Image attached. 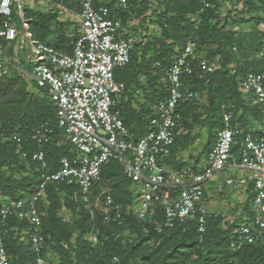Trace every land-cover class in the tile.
Listing matches in <instances>:
<instances>
[{"label":"trees","instance_id":"obj_1","mask_svg":"<svg viewBox=\"0 0 264 264\" xmlns=\"http://www.w3.org/2000/svg\"><path fill=\"white\" fill-rule=\"evenodd\" d=\"M55 2L79 14L78 0ZM150 2L130 0L127 10L114 13V17L126 30L122 37L130 44L129 60L123 68L114 71V78L125 85L124 99L119 110L134 139H139L146 131L147 119L152 115L150 106L166 96L165 73L187 44H191L196 52L202 53L215 65L211 74L191 82L193 88L201 93L202 100L205 99V118L200 123L207 131V141L202 151L205 158L215 143L216 133L222 126V114L226 109L234 112L239 126L254 136L261 134L259 124L264 121V111L251 96L241 91L239 83L247 72L260 71L258 53L264 40V0H160L158 8L150 13L158 27V34H142L143 25L137 28L132 22L140 20L143 23L146 20ZM203 2H207L209 7L202 9ZM228 2L240 6L238 13L223 7ZM108 7L112 8V5ZM11 18L22 31V22L25 23L32 41L61 52H71L77 38V24L73 26L72 33H67L70 24L59 21L56 11L39 12L27 8L21 0L19 8L13 4ZM249 23H253L254 28L248 38L233 29ZM259 25L263 26L262 30L258 29ZM15 43L0 39V47L10 58L14 55ZM27 69L29 71L30 67ZM21 76L17 72L5 79L11 84L22 81ZM16 103L15 111H0V135L9 138L17 134L21 138L19 147L11 140L0 138V197L4 198V201H0V207L7 201L31 197L41 183L38 165L29 157H21L23 153L29 156L38 150L33 130L47 128L51 131L48 142L42 147L49 172L58 169L61 158L76 155L64 131L57 126L55 107L44 90L38 89L31 81V89H26L24 85ZM200 103L184 104L180 108L182 125L169 156L164 160V164L175 171L198 173L203 169L185 167L178 159L179 154L193 140L189 119L195 117ZM222 104H225V109H221ZM13 170L28 173V182L12 185L3 180V172ZM100 177L111 186L114 205L126 206L132 203V184L120 163H106L101 168ZM45 194L46 203L40 205L39 215L42 232L49 236L45 250L48 264L47 255L50 250L57 257L56 264H127L134 252H137L139 264H264V250L258 244L234 252L229 249V241L235 229L250 217V197L247 198L243 216L232 223H225L222 228L223 216L211 214L206 222L205 233L198 237L191 224L184 232L180 226H176L172 229L150 228L147 234H143L140 223L131 214L125 217L121 225L102 222L98 212H95V220H91L88 209L80 203L75 185L48 184ZM60 209L69 210L80 217L75 225L76 233L69 231L64 224H52L54 217L55 222L58 221L56 211ZM6 227L8 233L4 243L9 263L33 264V253L27 241L28 222L12 218Z\"/></svg>","mask_w":264,"mask_h":264},{"label":"built area","instance_id":"obj_2","mask_svg":"<svg viewBox=\"0 0 264 264\" xmlns=\"http://www.w3.org/2000/svg\"><path fill=\"white\" fill-rule=\"evenodd\" d=\"M78 1L77 38L70 53L32 41L22 22L20 46L28 43L29 75L52 101L57 126L64 131L76 155L61 158L58 169L49 172L42 147L51 131L33 130L38 150L29 156L23 153L21 157H29L38 165L41 183L31 197L7 201L0 207V264H10L4 239L7 223L12 218L29 224L27 241L33 264H48L45 250L49 236L42 232L39 215L40 205L46 203L48 184L77 186L80 203L88 209L91 220H95L98 212L102 222L121 225L131 214L140 223L143 234L150 228L176 226L184 232L191 224L201 237L211 215L206 206L208 184L225 171L240 174L226 176L220 181L221 186L237 189L246 198L250 197V217L235 229L229 249L234 252L258 244L264 250V121L259 124L261 134L254 136L239 126L232 110L226 109L221 129L200 172H179L165 165L164 160L182 125L180 108L202 100L191 82L211 74L215 65L191 44L184 46L165 73L166 96L154 105L148 104L152 115L147 119L143 136L135 140L119 110L125 85L114 78V71L127 64L130 51L129 42L122 37L126 30L114 13L127 10L130 0ZM13 4L18 1L0 0V39L7 43L17 41L19 35L11 18ZM208 7L203 2L202 9ZM262 43L258 53L260 71L247 72L240 78L239 86L264 111V40ZM11 62L0 47V80L11 76ZM16 71L25 74L21 68L17 67ZM0 138L11 140L18 147L21 145L17 134L9 138L0 135ZM110 161L123 166L132 184L134 200L129 205H114L112 188L100 177L102 166ZM95 188H98L96 194Z\"/></svg>","mask_w":264,"mask_h":264},{"label":"rangeland","instance_id":"obj_3","mask_svg":"<svg viewBox=\"0 0 264 264\" xmlns=\"http://www.w3.org/2000/svg\"><path fill=\"white\" fill-rule=\"evenodd\" d=\"M21 2V0H19ZM150 8L149 11L146 13V20L142 23L139 21L132 22L136 24L137 28L140 27L142 24L143 28L141 33L146 34H158V27L156 26L154 18L150 16L151 11H154L158 8L160 0H150ZM19 2V3H20ZM22 4L27 8L34 9L39 12H53L56 11L59 14V21L67 22L70 25L66 29L67 33H72L73 26L78 23V15L74 11L67 10L57 4L55 0H22ZM223 7H227L226 9H231L233 12L238 13L240 10V6L237 4H233V2H228ZM225 10L223 8L222 15H224ZM221 15V16H222ZM254 26L253 23L244 24L241 26H236L233 29L237 32L247 35V38L250 36L251 31L253 30ZM259 30L263 29L262 25L258 26ZM18 40L15 43V47L17 48L16 55H13V60L11 65L9 66L11 73H17L16 68L22 67L24 65V59L27 61L29 57L28 51V43L25 42L24 46H20L21 39L20 37L23 35V31L18 29ZM19 42V43H18ZM25 69V74H21L22 81H17L14 83L9 84L8 79H1L0 80V111L4 113H10L16 110V102L19 97V91L22 87L30 90L31 89V77L29 75L30 70L28 71L27 67ZM25 83V84H24ZM24 84V85H23ZM205 99H203L198 106V109L195 113V117L190 120L189 122L192 125V132L191 135L193 140L186 150L182 151L178 159L185 164L186 166H196V167H203L205 165V154H202L203 146L207 141V131L205 127L201 126V122L205 118ZM225 104H222L221 109H225ZM221 126L219 127V129ZM184 132V131H183ZM3 180L7 181L8 184L12 185H19L25 184L28 182L30 175L28 173H22L17 170L13 171H5L3 172ZM230 171H225L218 175L216 178H224L226 176H231ZM0 201H4V198L0 197ZM247 198L246 195L237 190V189H226L221 186V182L218 181L217 183H213L209 188H207V196H206V205L211 214H221L223 216V226L225 227V223H232L237 220L239 217L243 216L244 207L246 205ZM56 217L58 221L55 222L52 220V224L55 226V223H61L66 226L69 231L75 232V225L80 221V217L72 213L69 210L60 209L56 211ZM48 258L50 264L57 263V257L52 250L48 252ZM127 264H139V258L137 257V252L132 254L131 260Z\"/></svg>","mask_w":264,"mask_h":264},{"label":"crops","instance_id":"obj_4","mask_svg":"<svg viewBox=\"0 0 264 264\" xmlns=\"http://www.w3.org/2000/svg\"><path fill=\"white\" fill-rule=\"evenodd\" d=\"M18 1V4H16L17 6H18V8L20 7V1L19 0H17ZM79 20V19H78ZM17 42V41H16ZM19 43V42H18ZM16 53H17V48L15 47V44H13V54H15L16 55ZM11 61H14L13 60V57L11 58ZM22 61H24L25 63H24V65L22 66V67H18V68H21L22 70H24L25 71V69H23V68H25V67H29V65H28V63H27V61H25L24 59H22ZM205 164H206V161H205ZM205 166V165H204ZM203 166V167H204ZM232 174L231 175H233V174H235V175H239L240 174V172H231ZM225 178V177H224ZM224 178H218V179H216V181H214V182H212V183H209L208 184V187L207 188H209L213 183H217L218 181H221V180H223ZM207 206V205H206Z\"/></svg>","mask_w":264,"mask_h":264}]
</instances>
